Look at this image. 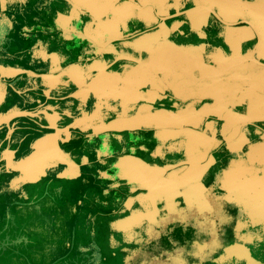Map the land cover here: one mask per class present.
<instances>
[{"label":"crops","instance_id":"1","mask_svg":"<svg viewBox=\"0 0 264 264\" xmlns=\"http://www.w3.org/2000/svg\"><path fill=\"white\" fill-rule=\"evenodd\" d=\"M262 127L264 0H0V252L36 257L13 264L143 237Z\"/></svg>","mask_w":264,"mask_h":264},{"label":"rangeland","instance_id":"2","mask_svg":"<svg viewBox=\"0 0 264 264\" xmlns=\"http://www.w3.org/2000/svg\"><path fill=\"white\" fill-rule=\"evenodd\" d=\"M251 138H256V142H245L237 161L231 155L223 162L221 154L226 150H219L214 171L199 175L196 185H191L197 189L183 191L181 203L170 207L167 212L170 221L159 225L134 223L143 237L131 241L118 236L114 247L98 246L100 253H95L98 248L93 237L65 239L67 251L55 254L53 264H221L228 256L230 260H238L237 253H228L234 247L240 251L248 248L251 256L264 261V150L261 158L257 156L259 152L253 153L264 149V127L261 136ZM34 239L39 245L46 241ZM5 241L8 246L16 244V238L9 235ZM21 258L34 262L36 257L0 252V264H13Z\"/></svg>","mask_w":264,"mask_h":264}]
</instances>
